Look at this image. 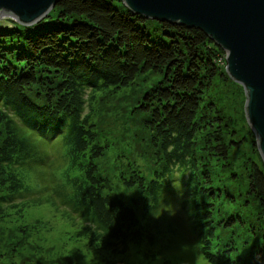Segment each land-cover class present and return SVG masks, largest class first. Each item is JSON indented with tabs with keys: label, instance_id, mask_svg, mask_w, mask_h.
Instances as JSON below:
<instances>
[{
	"label": "trees",
	"instance_id": "obj_1",
	"mask_svg": "<svg viewBox=\"0 0 264 264\" xmlns=\"http://www.w3.org/2000/svg\"><path fill=\"white\" fill-rule=\"evenodd\" d=\"M52 11L37 24L10 18L12 27L0 26V220L7 208L22 213L28 205L15 203L28 188L21 168L43 159L41 135L50 128L59 131L66 160L53 192L85 229L90 249L123 254L131 242L151 241L133 201L114 195L100 175L108 147L92 112L97 91L161 75L135 109L147 112L163 169L148 178L128 157L113 176L136 189L144 218L160 212L179 176L204 259L264 264V166L249 159L246 178L234 168L232 151L246 138L236 137L210 94L216 77L229 80L224 49L202 29L146 18L122 0H59Z\"/></svg>",
	"mask_w": 264,
	"mask_h": 264
},
{
	"label": "rangeland",
	"instance_id": "obj_2",
	"mask_svg": "<svg viewBox=\"0 0 264 264\" xmlns=\"http://www.w3.org/2000/svg\"><path fill=\"white\" fill-rule=\"evenodd\" d=\"M115 3L120 4L119 1ZM53 8L46 16L51 13L55 16ZM10 18L14 19L0 14V26L12 27ZM225 72L229 80L223 81L221 77H216L210 94L225 110L229 125L236 129V137L246 138L239 149L232 151L234 168L246 178L249 159L261 161L263 166L264 160L259 149L257 153L252 146L257 143V136L246 115V90L231 77L227 65ZM161 79V75L149 74L146 79H139L117 90H99L94 98L92 112L99 140L108 147L106 155L98 161L101 170L104 169L100 175L107 176L109 181L106 185L112 186L114 195H120L127 203L133 201L146 224V231H151L146 233L152 234L153 239L131 242L130 249L123 254H104L90 249L85 229L66 214L69 208L62 205L59 196L53 192L57 179L62 178L66 160L59 131L49 128L44 129L41 135L40 153L43 159L30 161L29 165L21 168L22 178L28 188L15 203L28 205L22 213L12 207L7 208L0 220V264H209L192 234V220L182 205L183 196H179L184 180L175 175L172 192L167 194L166 203L160 212H148L150 214L144 218L143 201L135 202L133 199L137 196L136 189L127 187L119 177L113 176L126 168L128 157H131L130 163L140 168L141 173L148 178L153 176L156 167L158 171L163 169L161 164H155L153 157L155 150L144 122L147 112L135 109L147 88ZM90 107L86 105V113L91 111ZM150 222L153 225H149Z\"/></svg>",
	"mask_w": 264,
	"mask_h": 264
},
{
	"label": "water",
	"instance_id": "obj_3",
	"mask_svg": "<svg viewBox=\"0 0 264 264\" xmlns=\"http://www.w3.org/2000/svg\"><path fill=\"white\" fill-rule=\"evenodd\" d=\"M59 0H0V14L22 25ZM135 14L206 32L226 52L227 71L247 94L246 115L264 160V0H122Z\"/></svg>",
	"mask_w": 264,
	"mask_h": 264
}]
</instances>
